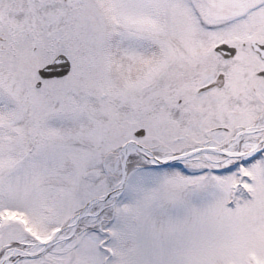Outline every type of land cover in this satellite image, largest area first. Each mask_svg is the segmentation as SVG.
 I'll return each mask as SVG.
<instances>
[{
	"label": "snow or ice",
	"instance_id": "6c2138e0",
	"mask_svg": "<svg viewBox=\"0 0 264 264\" xmlns=\"http://www.w3.org/2000/svg\"><path fill=\"white\" fill-rule=\"evenodd\" d=\"M0 264H264V0H0Z\"/></svg>",
	"mask_w": 264,
	"mask_h": 264
}]
</instances>
